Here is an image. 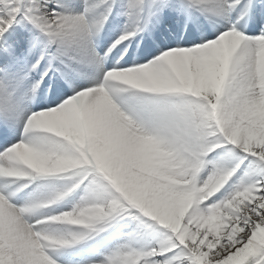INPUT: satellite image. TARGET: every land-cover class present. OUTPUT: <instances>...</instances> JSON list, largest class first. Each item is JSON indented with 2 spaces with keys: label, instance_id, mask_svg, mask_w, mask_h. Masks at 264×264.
<instances>
[{
  "label": "snow or ice",
  "instance_id": "1",
  "mask_svg": "<svg viewBox=\"0 0 264 264\" xmlns=\"http://www.w3.org/2000/svg\"><path fill=\"white\" fill-rule=\"evenodd\" d=\"M0 264H264V0H0Z\"/></svg>",
  "mask_w": 264,
  "mask_h": 264
}]
</instances>
